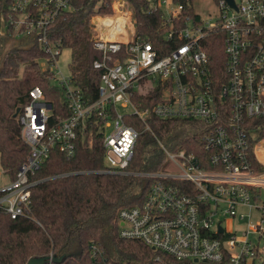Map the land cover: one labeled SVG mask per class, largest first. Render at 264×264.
Listing matches in <instances>:
<instances>
[{
  "label": "built area",
  "instance_id": "1",
  "mask_svg": "<svg viewBox=\"0 0 264 264\" xmlns=\"http://www.w3.org/2000/svg\"><path fill=\"white\" fill-rule=\"evenodd\" d=\"M117 1L123 0H114L112 10ZM213 2L217 14L203 17L192 10V2L151 0L150 7L159 9L167 24L164 38L178 41L167 53H162L165 42L155 46L135 35L128 6L123 12L94 15L93 47L101 57L92 61L100 74L96 98L89 102L69 82L70 76L58 77L56 59L63 47L59 39L47 37L48 26L70 9V0H10L7 12L0 8V33L9 27L15 38L41 42L47 56L39 64L53 72L55 84L65 87L69 110L52 120V104L41 88L29 89V100L19 112L20 135L29 151L15 177L0 186V211L11 218L23 215L31 177L50 151L56 148L72 156L77 129L96 119L105 171L127 173L138 135L131 120L149 128V111L138 108L131 95L157 87L151 113L162 119L203 121V152L171 151L158 141L167 166L137 173L151 183L140 204L119 209V235L187 264H264V158L257 154L258 145L264 152V136L254 146L263 164L256 170L248 140L252 127L247 124L249 118L264 120V0H234L235 8L225 0ZM217 33L223 35L220 70L205 48ZM252 212L258 218L254 223ZM225 217L246 219L240 235L223 224ZM91 249L95 254L94 245Z\"/></svg>",
  "mask_w": 264,
  "mask_h": 264
},
{
  "label": "trees",
  "instance_id": "2",
  "mask_svg": "<svg viewBox=\"0 0 264 264\" xmlns=\"http://www.w3.org/2000/svg\"><path fill=\"white\" fill-rule=\"evenodd\" d=\"M113 1L70 0V9L59 14L47 28L49 40L59 39L63 48L70 49L69 82L87 102L96 98L100 70L92 67V61L101 57L93 47L91 18L111 13ZM123 1L131 10L135 35L155 46L165 42L162 53L178 42L164 38L167 24L162 12L150 7L151 0ZM9 3L10 0H0V8L7 12ZM6 30L0 33V166L12 179L29 151L21 138L19 123V112L29 100V89L35 85L41 88L52 104V120L68 115L69 110L65 87L55 84L53 72L39 64L47 56L41 42L36 37L15 38L9 27ZM222 38L217 33L205 43L209 60L217 70L223 67ZM158 95L157 87L131 95L138 108L149 111V128H144L139 119L131 120L138 135L127 173L105 171L99 119L77 129L72 156L56 148L50 151L31 177L34 183L27 211L16 218L0 211V264H24L30 257L49 255H63L60 261L50 264H187L118 233L119 209L140 204L151 183L137 173L167 166L158 141L171 151L184 149L197 155L203 152L201 135L205 123L192 118L156 117L151 108ZM17 107L20 109L14 115ZM247 124L252 127L248 135L250 161L256 170H262L254 146L264 136V120L249 118Z\"/></svg>",
  "mask_w": 264,
  "mask_h": 264
},
{
  "label": "rangeland",
  "instance_id": "3",
  "mask_svg": "<svg viewBox=\"0 0 264 264\" xmlns=\"http://www.w3.org/2000/svg\"><path fill=\"white\" fill-rule=\"evenodd\" d=\"M239 1V0H236ZM116 5L113 7L112 12H116L118 9L122 12L127 10L126 3H123V1L119 2L117 1L115 3ZM192 10L196 13H199L203 17H207L209 13H212L214 15L217 14V5L213 2V0H192ZM110 15V14H108ZM93 19V18H92ZM91 19V21H92ZM94 23V21H93ZM70 61H71V51L69 48H62L60 54L57 56L56 59V69L58 72V77H68L70 76ZM8 176L5 174L0 166V186L2 184H5L8 182ZM240 210L244 213L247 212V209L240 208ZM257 215L255 212L251 213V222L254 223L257 221ZM225 222V223H224ZM223 224L226 226L228 225V229L231 228V225L233 226L232 229H242L243 226H246V219H238V218H232L225 217L223 220ZM237 235H240V230L238 231ZM253 233H249V237H253ZM197 264V263H194Z\"/></svg>",
  "mask_w": 264,
  "mask_h": 264
},
{
  "label": "water",
  "instance_id": "4",
  "mask_svg": "<svg viewBox=\"0 0 264 264\" xmlns=\"http://www.w3.org/2000/svg\"><path fill=\"white\" fill-rule=\"evenodd\" d=\"M230 6L236 7L234 0H225ZM19 107L16 108L14 115L19 111ZM63 255L60 256H40V257H30L24 264H48L50 261H60Z\"/></svg>",
  "mask_w": 264,
  "mask_h": 264
},
{
  "label": "bare ground",
  "instance_id": "5",
  "mask_svg": "<svg viewBox=\"0 0 264 264\" xmlns=\"http://www.w3.org/2000/svg\"><path fill=\"white\" fill-rule=\"evenodd\" d=\"M119 18V17H118ZM121 18H119V19H117V20H120ZM257 154H258V156L259 157H263L264 158V152H263V149L261 148V146L260 145H258V147H257Z\"/></svg>",
  "mask_w": 264,
  "mask_h": 264
}]
</instances>
